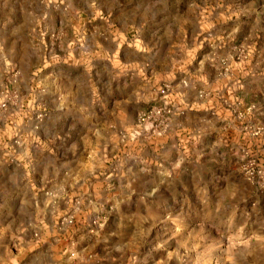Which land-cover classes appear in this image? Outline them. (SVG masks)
<instances>
[{
	"label": "clouds",
	"instance_id": "obj_1",
	"mask_svg": "<svg viewBox=\"0 0 264 264\" xmlns=\"http://www.w3.org/2000/svg\"><path fill=\"white\" fill-rule=\"evenodd\" d=\"M0 264H264V0H0Z\"/></svg>",
	"mask_w": 264,
	"mask_h": 264
}]
</instances>
